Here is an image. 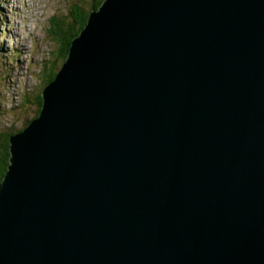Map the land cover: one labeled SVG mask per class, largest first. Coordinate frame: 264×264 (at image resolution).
I'll return each mask as SVG.
<instances>
[{
    "label": "water",
    "instance_id": "obj_1",
    "mask_svg": "<svg viewBox=\"0 0 264 264\" xmlns=\"http://www.w3.org/2000/svg\"><path fill=\"white\" fill-rule=\"evenodd\" d=\"M42 96L0 264H264V0H104Z\"/></svg>",
    "mask_w": 264,
    "mask_h": 264
},
{
    "label": "rangeland",
    "instance_id": "obj_2",
    "mask_svg": "<svg viewBox=\"0 0 264 264\" xmlns=\"http://www.w3.org/2000/svg\"><path fill=\"white\" fill-rule=\"evenodd\" d=\"M93 1L0 0V136L35 118L36 97L63 63V40L54 29L71 23L75 4L87 11Z\"/></svg>",
    "mask_w": 264,
    "mask_h": 264
},
{
    "label": "trees",
    "instance_id": "obj_3",
    "mask_svg": "<svg viewBox=\"0 0 264 264\" xmlns=\"http://www.w3.org/2000/svg\"><path fill=\"white\" fill-rule=\"evenodd\" d=\"M103 1L104 0H94L93 5L87 11L84 10L83 7L75 4L71 10V16H72L71 23L70 24L67 23V25L64 24V26L62 24V27L64 29H65V26L69 27L68 36H65L64 29H62L61 27L54 29L55 34L58 35L57 37L58 38L61 37V39L63 40L61 42L62 47H61V53L59 55V57L63 58V63L67 59L72 40L81 32V30L87 24L91 11H93L94 9L97 10L101 6ZM60 21L62 23H65V21H63L61 19H60ZM55 24L60 25V22L56 20ZM57 73H58V71L55 74L51 75L49 77V79H47V81L45 82L44 86H47L51 81H53L56 78ZM43 90H44V88L42 89V92H43ZM42 92H40L38 94V96L36 97V104H38V111H37L35 117H37L41 113V110H42V106H43ZM26 125L24 126V128L26 127ZM24 128L19 129L18 131L14 132V133H6V134L0 136V181L3 180L5 174L8 170L9 163H10V136L12 134H15V133L23 130Z\"/></svg>",
    "mask_w": 264,
    "mask_h": 264
}]
</instances>
